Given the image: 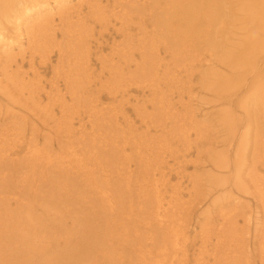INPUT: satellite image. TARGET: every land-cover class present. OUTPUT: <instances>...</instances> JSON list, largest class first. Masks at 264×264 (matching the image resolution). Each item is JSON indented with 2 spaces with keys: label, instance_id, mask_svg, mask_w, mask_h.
Segmentation results:
<instances>
[{
  "label": "bare ground",
  "instance_id": "bare-ground-1",
  "mask_svg": "<svg viewBox=\"0 0 264 264\" xmlns=\"http://www.w3.org/2000/svg\"><path fill=\"white\" fill-rule=\"evenodd\" d=\"M93 42L111 45L97 76ZM53 56L46 89L34 63ZM15 60L35 70H12ZM0 96V264H172L187 203L163 155L174 151L175 177L191 178L198 199L202 178L185 174L192 147L210 166L203 263L249 264L250 233L264 254V0H0ZM84 121L106 136L75 132ZM35 122H54L58 139L83 133L88 156L55 151L50 135L39 145ZM130 122H157L163 135ZM199 131L220 137L205 148ZM233 190L246 208H231Z\"/></svg>",
  "mask_w": 264,
  "mask_h": 264
},
{
  "label": "rangeland",
  "instance_id": "rangeland-1",
  "mask_svg": "<svg viewBox=\"0 0 264 264\" xmlns=\"http://www.w3.org/2000/svg\"><path fill=\"white\" fill-rule=\"evenodd\" d=\"M75 1V0H74ZM55 20H58V16L54 17ZM58 23V21H57ZM25 42V40H24ZM95 43H92V56H91V60H92V64L94 66V76H97L98 74H100V63L99 61H97V59H101V58H105L108 59L110 58L111 55V45L109 44L104 51L102 52H96L94 49ZM29 55L27 54V58L29 61ZM28 61H25V63H21L20 60H15V63L12 65V70L16 69L17 67L20 68L21 72L26 71L31 73L32 71H34L35 69L30 68ZM97 62V63H96ZM96 63V64H95ZM35 68L37 70L36 74H39L40 78L42 79V82L46 84V89H49V84L53 79V75H52V68L56 67L57 65V58L56 57H52L51 59V63L48 66H44L42 64H40L39 59H37L35 61ZM96 65V66H95ZM32 76V75H31ZM32 80V79H29ZM37 86L38 83H36ZM33 88H37L36 86H34ZM61 88L64 89L61 85ZM196 95V94H195ZM0 100L2 101V97L0 96ZM194 104H197L196 102H194ZM135 105V103H134ZM9 108H12L9 105H6ZM2 109H5L3 107H1ZM1 109V110H2ZM99 109V107H98ZM3 111V110H2ZM3 113V112H2ZM105 113V112H104ZM132 116L134 118V113H132ZM86 120V119H84ZM36 127L38 129V133L35 134L37 132V130H35L34 135L39 137V145L42 143V138L43 136H52V141H54V150L58 151V149L60 148L58 146V144H60V146L62 145V149L65 151H71L74 150V152H76L77 154L81 153L83 155H87V150L91 147H87L82 141H87V138L83 137L81 138V135L83 133L77 134L75 135V137H72L71 139H69V137L65 136L64 134V138L61 139L62 137H59V139L56 137L55 132V123L54 122H49L50 125L46 126L47 122L43 123V122H35ZM131 125L134 124L133 127H137V134H142V135H146L148 136L151 140H154L158 137L161 136V134L163 135V129H159V126H155L154 123L155 122H130ZM157 123V122H156ZM155 123V124H156ZM167 123V122H166ZM97 124L99 125V127L101 126H105L108 124V122H97ZM73 126V130H76L75 132H84L86 134V136H88V134L93 133L94 134V138L95 140L98 139H103V136H106L105 134H101L100 131H95L93 128V122H75ZM101 129V128H100ZM190 132L191 135V140L196 138L195 132H193L192 130H188ZM73 133V132H72ZM30 135V134H29ZM211 134H206L203 131H199L198 132V140L202 143H205V148H209V143L211 141V139H215L218 140V138L220 137V133L218 131H214L212 133V137H210ZM56 137V138H55ZM210 137V138H209ZM78 139H81V143H79ZM59 141V143H57V141ZM91 142V141H88ZM80 144V145H79ZM86 147V149L82 150V147ZM94 146V145H92ZM83 147V148H84ZM96 149H98L97 147H99L98 145L95 146ZM176 146L173 147V149H175ZM203 147H200L199 149L201 150ZM99 150V149H98ZM176 150V149H175ZM101 151V150H99ZM177 151H180V153L176 154L177 157H179V160L182 162L183 160H181V157L184 155V152L182 151V149H177ZM100 153H102V156H105V160H109L110 161V166H112V159L110 155H107L108 153L106 151H101ZM165 158V164L167 169H164L167 174H172L174 175L172 177V179H170V181L168 182L173 188H176V191H179L181 193L180 197L184 198L186 200L187 205L183 207L182 210H180L178 212V210L176 209V212H178L176 214V220H179V224L180 227L178 228V231H174V236H172L171 234V238L173 240L174 246L172 244L170 247H173L174 250V256L172 254H170V260L172 262V264H204L203 262L208 261L210 263H212V254H213V249H212V245L214 244V241H212L211 244L208 245H203L202 240H203V232L204 230L202 229L200 231V226H198L199 220L201 221L203 218L200 215L201 212H203L205 209L209 208V197L207 196V191H208V186L206 183V176H202L206 171H209L210 166L207 165V157L203 156V158L198 161L197 157V151L194 147H192L191 150V154L190 157L188 158V168H187V172L185 173L187 176H199L201 177V185L197 190L198 194L197 197H199L198 199H196L194 196L190 195V192L192 193L193 190V184L191 181V178H189V180H187L186 178L184 179H180V178H176V174L175 172L178 171V162L174 159L175 153L174 151L171 153H166L163 155ZM70 160V159H69ZM89 160V158L87 159ZM94 163V161H93ZM184 163V162H183ZM129 166L131 167V169H135L136 166L134 164H132V162L129 164ZM171 169V170H169ZM248 178H246L245 181H247ZM153 184H156V186L159 184H157L156 182H153ZM57 184L54 183H49L48 187L53 189V187L55 188ZM161 186V183L159 184V187ZM59 188V186H57V189ZM170 189V188H167ZM232 194L234 195V198L231 201V208L234 206L233 203L235 202H242L243 204L240 205L243 208L247 207V202L244 200H248L246 199L247 196L246 195H240L238 193H236L235 190L232 191ZM169 197V195L167 196ZM57 209L60 210V212H58V217L59 220L62 222L64 221L63 219V215L67 214V209L63 208V207H58ZM188 213H190V216L187 215ZM67 219H69V215L64 216ZM73 218V216H72ZM70 220V219H69ZM63 223V222H62ZM222 223L221 218H219V215L216 213L214 214L213 217V221L212 224L216 227L219 226ZM181 227L185 228V234L181 235L180 234V229ZM51 232H53L52 230H50ZM253 232V231H252ZM214 233L216 234V231H214ZM247 242L246 246V252L248 251L247 257L246 255H244V259H248L249 264H264V254H262L263 251H261V244L257 241H254V234L250 233L248 236L245 237ZM125 245H129L125 246L126 249H130L132 246V243H126ZM226 250H228V247L226 248ZM186 251V252H185ZM83 253L85 255H90L88 250H83ZM235 256V253H234Z\"/></svg>",
  "mask_w": 264,
  "mask_h": 264
}]
</instances>
